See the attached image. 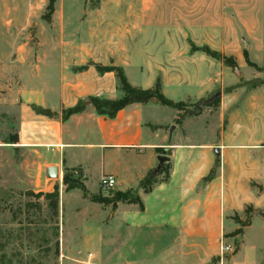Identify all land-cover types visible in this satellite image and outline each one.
<instances>
[{
	"label": "crops",
	"instance_id": "1",
	"mask_svg": "<svg viewBox=\"0 0 264 264\" xmlns=\"http://www.w3.org/2000/svg\"><path fill=\"white\" fill-rule=\"evenodd\" d=\"M60 4L59 11L54 8V18L65 12L64 2ZM261 11L257 0H123L122 21L126 22L122 28H113L116 42H92L73 51L42 53L35 59L37 64L22 65L17 87V146L39 155L44 175L50 167L57 168L58 177L63 171L75 172L83 177L86 190L89 173H98V188L101 176H112L115 191H130L143 205L141 211L138 205L120 203L112 211L107 221L110 228H116L107 237L112 238L108 250L112 256L107 253L104 259L95 254L96 264H133L120 254L127 248L135 254L136 238L149 244L141 262L156 258L157 264H212L214 259L222 258L218 246L219 232L223 234L224 229L222 205L228 214L225 234L232 235L240 229L234 214L240 220L243 206L256 208L264 202V193L259 197L244 189L249 181L264 186V166L252 159L258 154L264 156V149L227 150L225 145H235L232 142L242 138L257 140V134L255 131L241 137L242 133L221 131L214 145L201 146L202 152L190 165L191 155L183 152L187 149L176 145L178 148L167 156L171 167L167 180L145 193L139 184L154 173L157 158L166 151L172 136L163 134L155 103L130 104L113 118L98 114L89 104L90 98L119 100L123 93L114 73H98L94 66L122 68L128 83L140 91L152 90L160 76V91L165 97L173 100L172 95L180 94L185 101L201 100L217 94L227 71L235 73L242 62L246 64L236 30L257 29ZM64 20L68 25L75 23L69 14ZM205 49L233 59L236 68L225 66ZM81 67L86 69L78 70ZM259 87L264 88V84ZM79 102L85 104V109L63 119V112ZM31 106L54 116L37 114ZM220 109L223 116L222 106ZM208 147L217 158L221 154L225 187L220 185L218 175L208 178L216 161L208 156ZM241 153L248 154L246 163L232 157ZM229 160L233 166L227 167ZM243 165L247 166L242 170V185L236 184L234 176ZM226 167L235 171L230 177L225 175ZM146 201L151 203L150 208ZM114 217L118 222L115 226L111 222ZM248 233L251 243L246 242ZM168 237L166 246L164 239ZM153 240L160 246L157 257L153 256ZM227 264H264V216L250 214L249 225L242 229L239 250Z\"/></svg>",
	"mask_w": 264,
	"mask_h": 264
},
{
	"label": "rangeland",
	"instance_id": "2",
	"mask_svg": "<svg viewBox=\"0 0 264 264\" xmlns=\"http://www.w3.org/2000/svg\"><path fill=\"white\" fill-rule=\"evenodd\" d=\"M257 1L260 11L262 10L259 27L251 32L242 28L236 30L239 49L249 55V62L253 65L250 67L242 62L240 67L236 68L238 76L232 69L227 71V79L215 92L217 94L211 93L204 99L185 101L182 95L175 94L172 95L174 97L172 100L166 96L174 102L185 101L183 110L188 112L196 111L203 106L202 101H211L217 95L220 97L219 106H222L223 116L220 115L219 106L202 107L199 116L184 117L176 123V119H173L177 117L178 111L163 107L152 99L146 101L156 104V114L160 124H163L161 127L163 134L166 137L172 136L168 147L164 149L166 150L164 156L171 155L173 148L187 149L183 152L184 155L186 153L191 155L192 165L196 161V155L202 152L201 146L209 143L214 145L221 131L235 135L242 133L241 137L249 136L255 131L257 134V140L242 138L232 142L235 145H225L227 150L264 149L262 146L264 139H261L264 135V88L251 89L253 84L264 81V0ZM61 2L65 4V12L60 18L58 15L56 18L52 15L51 22L47 24L41 18L46 13L48 0H0V264H96L93 256L99 254L102 258H107L109 241L112 239L107 237L116 230L115 227L110 228L107 225L114 210L99 203L97 198L111 197L117 191L115 189L101 191L97 186L98 173L91 172L87 175L88 191L85 187L66 191L63 182L65 176H68L71 182L81 185L83 177L75 172L63 171L58 179H49L44 175L39 155L31 149L17 146V87L22 65L37 64L35 59L42 53L59 52L62 49L73 51L80 45L92 42L99 44L116 42L113 28H122L126 22L122 21L123 0H55L54 8L56 7L58 11ZM77 6L81 8L78 9ZM68 14L75 23L67 24L64 16ZM157 79L161 82L160 76L155 80ZM153 88L154 85L151 89ZM176 145L178 147H175ZM208 148V156L216 160L208 178L214 179L218 175L220 185L225 187L221 177L223 169L221 154L217 158V154L210 151L211 147ZM232 157L236 162L246 163L248 154H235ZM252 159L258 160L259 164L264 166L263 155L258 154L257 158L252 156ZM228 166H233L231 160ZM246 166L243 165L235 174L236 184L242 185L241 174L243 167ZM160 169L162 173L160 175L154 173L146 188L151 189L155 184L167 180L171 169L168 162H164ZM179 171L177 169V172ZM234 172V169L229 167L225 175L230 177ZM244 186L245 190H251L259 197L264 193V186L254 181L246 182ZM53 192H56L57 198L36 197L40 193ZM149 201H146L148 208L151 207ZM222 206L224 211L221 220L224 229L223 234L219 232L218 239L220 240L222 236L223 242L233 244L235 250L222 258L214 259L212 264L222 262L227 264L241 244L243 227L240 224V234H225L228 231V214L225 206ZM248 206H252L250 214L264 212V202L256 208L253 205L243 206L240 220L238 215L234 214V218L243 224L249 220L250 214L247 218L243 213ZM111 222L114 226L118 223L115 217ZM169 239V237L164 239L166 246ZM246 242L251 243L249 233ZM146 245H149L147 241L143 242L136 238L133 244L135 254H131L127 248L120 256L124 255L128 262L133 264H157L159 260L156 258H148L146 262H141L143 260L141 256L148 254L144 249ZM153 245V256L157 257L160 246L154 240ZM108 255L112 256V253Z\"/></svg>",
	"mask_w": 264,
	"mask_h": 264
},
{
	"label": "trees",
	"instance_id": "3",
	"mask_svg": "<svg viewBox=\"0 0 264 264\" xmlns=\"http://www.w3.org/2000/svg\"><path fill=\"white\" fill-rule=\"evenodd\" d=\"M54 4L55 0H48L47 6L45 8L46 13L43 14L42 16V21L45 23L49 24L51 22V17L54 14ZM205 53H207L209 56L212 58H216L223 61L224 65L227 67H232L236 68V63L233 61L231 58L227 57H219L217 54L211 52L208 49L204 50ZM245 56V61L248 66H252L253 64L249 62L248 60V55L246 52H243ZM96 71L98 73H107V72H112L115 74V77L117 79L118 83V88L119 90L123 93V97L119 100H105V99H99V98H90L88 100L89 104L92 105L94 110L100 114L104 115L108 118H113L116 113L122 109H124L126 106L133 104V103H146V101H141L137 99V97H143L146 95H151L152 100L155 101V103L163 106V107H168L171 109H174L178 111V115L176 117V123H178L181 119L184 117H197L202 113V107H218L220 103V97L215 96L214 98L211 99V101H202L203 103L202 107L197 108L196 111H184V103L183 102H173L169 99H167L160 91V82L157 80L154 88L152 90L148 91H140L135 88H133L127 81L126 76L124 74V71L120 67L116 66H107V67H101V66H94ZM86 67H81L78 70H84ZM259 84H253L251 86L252 89L256 88L258 85L264 84V81H259ZM149 99V100H150ZM32 109L37 113V114H43V115H48L53 117V114H50L48 111H45L39 107L36 106H31ZM85 109V104L83 102H79L76 106L73 108L67 109L63 112L62 118L66 119L70 115L80 113ZM162 173V169H159L155 174L160 175ZM154 173H149L139 184L140 188L143 189L145 193L149 192L150 189L146 188L148 184H150L151 179L155 175ZM65 186H66V191H70L73 189H84V186L81 184H76L74 182H71L68 179V176L64 177L63 180ZM36 197L41 198L44 197L45 199H51V198H57L56 192H53L51 194H43L40 193ZM97 201L105 206H110L113 210L117 208V205L122 203V204H128V205H138L139 209L142 211L143 210V205L138 198V196L134 195L132 192H116L113 194L111 197H104V198H97ZM249 212V213H248ZM252 212V207L248 206L245 211L243 212L245 216L247 217L248 214ZM248 218V217H247ZM235 222L237 224H240L241 227H246L249 225V220L245 222L244 224L239 222L237 218H234ZM240 229L235 231L234 234L238 235L240 234Z\"/></svg>",
	"mask_w": 264,
	"mask_h": 264
},
{
	"label": "built area",
	"instance_id": "4",
	"mask_svg": "<svg viewBox=\"0 0 264 264\" xmlns=\"http://www.w3.org/2000/svg\"><path fill=\"white\" fill-rule=\"evenodd\" d=\"M116 186V181L112 176H106L103 175L100 177L99 179V189L103 192H108V191H112L113 189H115ZM223 237L221 236L220 240H219V256L223 257L225 255H227L228 253H233L234 249V245L231 244H226L223 242Z\"/></svg>",
	"mask_w": 264,
	"mask_h": 264
},
{
	"label": "water",
	"instance_id": "5",
	"mask_svg": "<svg viewBox=\"0 0 264 264\" xmlns=\"http://www.w3.org/2000/svg\"><path fill=\"white\" fill-rule=\"evenodd\" d=\"M237 75H239V73L236 71L235 72ZM151 98V95H146V96H143V97H137V99L141 100V101H147ZM171 131L173 130V127L170 129ZM157 161H158V166L156 168V170L154 171V173H156L160 167L163 165L164 162H168L169 161V158L164 156V155H161L157 158ZM45 177L49 178V179H58V170L56 167H50V168H47L45 170ZM258 215H262L264 216V212L263 211H257L256 212Z\"/></svg>",
	"mask_w": 264,
	"mask_h": 264
}]
</instances>
